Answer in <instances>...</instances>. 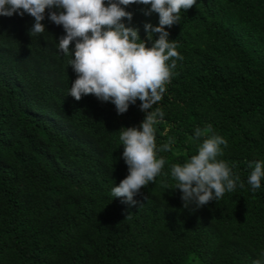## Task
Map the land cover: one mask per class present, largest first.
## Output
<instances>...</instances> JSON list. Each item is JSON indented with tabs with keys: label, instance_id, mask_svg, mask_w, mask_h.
Segmentation results:
<instances>
[{
	"label": "trees",
	"instance_id": "trees-1",
	"mask_svg": "<svg viewBox=\"0 0 264 264\" xmlns=\"http://www.w3.org/2000/svg\"><path fill=\"white\" fill-rule=\"evenodd\" d=\"M121 7L133 14L141 41L145 23L159 26L157 13L142 11L150 5ZM48 11L36 35L30 15L0 16V264L264 260V177L258 190L248 183V163L264 161V0H196L165 27L183 60L172 58L173 75L153 106L164 112L154 136L165 164L135 206L112 188L129 174L119 130L141 124V102L118 115L94 95H68L77 74L58 47L63 26ZM209 125L227 141L218 159L244 187L184 208L171 168L197 154L194 130H202V143ZM169 139L175 143L163 151Z\"/></svg>",
	"mask_w": 264,
	"mask_h": 264
},
{
	"label": "clouds",
	"instance_id": "clouds-1",
	"mask_svg": "<svg viewBox=\"0 0 264 264\" xmlns=\"http://www.w3.org/2000/svg\"><path fill=\"white\" fill-rule=\"evenodd\" d=\"M195 3L196 0H109L105 6L104 0H0V16L28 14L34 18L32 35L45 32L41 23L45 9L49 10L47 18L52 23L63 26L65 35L59 37L58 47L72 56L69 65L77 78L68 95L74 100L80 101L82 95H94L102 103H113L118 115L126 113L137 99L141 102L139 109L144 113L141 124L119 130L129 174L112 188L113 197L123 198L122 203L129 206L140 203L134 196L154 180L165 164L163 157L157 158L154 136V125L163 120L164 112L153 106L161 101L165 84L173 75L171 69H175L176 59L172 58L183 60L165 27L178 24L180 10L190 9ZM131 4L150 5L142 10L144 15L154 12L159 16V26L144 24L146 41L140 40L139 28L131 26L133 14L121 7ZM154 34H159L155 40ZM72 43L74 48L70 51ZM146 43H151V47ZM204 131L210 135L202 143H199L203 135L200 128L194 130L191 138L198 143L197 154L183 165L174 164L171 168L184 208L194 205L199 209L221 198L226 190L234 191L238 183L240 188L244 187L240 177L218 159L223 154L220 146L226 147L227 141L216 135L211 125ZM174 143V139H169L162 150L170 151ZM248 168L251 169L248 183L253 191L260 189L264 161L249 162ZM125 218H130V213ZM253 264H264V260L258 259Z\"/></svg>",
	"mask_w": 264,
	"mask_h": 264
}]
</instances>
